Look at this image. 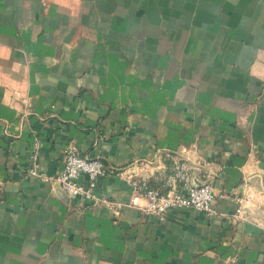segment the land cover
I'll return each mask as SVG.
<instances>
[{
	"label": "crops",
	"instance_id": "crops-1",
	"mask_svg": "<svg viewBox=\"0 0 264 264\" xmlns=\"http://www.w3.org/2000/svg\"><path fill=\"white\" fill-rule=\"evenodd\" d=\"M71 146L113 206L28 174ZM177 164L217 216L127 206ZM0 264H264V0H0Z\"/></svg>",
	"mask_w": 264,
	"mask_h": 264
},
{
	"label": "built area",
	"instance_id": "built-area-1",
	"mask_svg": "<svg viewBox=\"0 0 264 264\" xmlns=\"http://www.w3.org/2000/svg\"><path fill=\"white\" fill-rule=\"evenodd\" d=\"M32 159V168L28 171L30 176L52 184L58 183L69 197L78 195L96 205L113 206L110 201L98 195L99 181L108 173L101 160L82 157L78 150L71 146L65 150L63 170L56 178H50L39 170L37 156ZM191 173V169L185 164H177L164 188H156L151 186L148 180H137L135 176H128L126 179L133 189V195L127 206L141 210L148 216H158L162 220L172 209H193L209 217L217 216L218 212L213 207L215 197L211 185H194ZM82 176H86L87 184L80 182ZM235 200L238 205L235 216L245 220L249 201L243 197Z\"/></svg>",
	"mask_w": 264,
	"mask_h": 264
}]
</instances>
